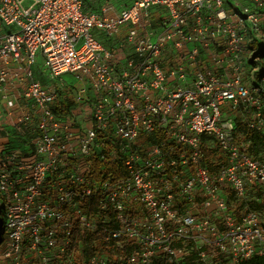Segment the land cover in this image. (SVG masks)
<instances>
[{"label": "built area", "instance_id": "2783aa9c", "mask_svg": "<svg viewBox=\"0 0 264 264\" xmlns=\"http://www.w3.org/2000/svg\"><path fill=\"white\" fill-rule=\"evenodd\" d=\"M84 4L0 0V99L27 103L15 126L32 133L27 149L14 138L0 150V260L264 257V0ZM67 74L78 84L67 86L77 98L66 114L52 82L65 88ZM77 228L87 242L74 241Z\"/></svg>", "mask_w": 264, "mask_h": 264}, {"label": "rangeland", "instance_id": "374dc122", "mask_svg": "<svg viewBox=\"0 0 264 264\" xmlns=\"http://www.w3.org/2000/svg\"><path fill=\"white\" fill-rule=\"evenodd\" d=\"M135 2H136V0H85L84 10L86 12H91V10L100 11L104 6H110V7H112V11L121 12L126 7H131L132 5H134ZM91 3H94V4H91ZM163 13H164V16L166 19L170 18V15H169L167 8L163 7ZM91 33L94 37L98 38L99 40H102L104 46L107 49L113 48V44H114V38L113 37L109 36L107 33L100 31L96 28L92 29ZM166 61H169V60L166 59ZM38 68H42V69L45 68L44 67V60H43L41 55L38 56V62H37V66L35 67V69L37 70ZM39 79H42L41 76H39ZM62 79L65 82V85H66L65 88L62 89L60 83L58 81H55V80L52 82V84L57 85V88H60L64 94L66 92L67 93L66 96H71L72 99L74 98L73 102H75V100L77 98L76 94L73 92L67 91V89H68L67 86L68 85H70L71 87L77 86L78 83L76 82V79L70 74L64 75L62 77ZM89 97H90V94L87 95V98H89ZM230 117H233V115H230ZM39 131L42 132L41 129H39ZM28 141H29V138H28ZM138 143H142L145 146V148H148L151 145L150 141H148L146 139L139 140ZM24 145L26 146V149L29 147L27 145V143H24ZM2 215L5 216L4 211H2ZM106 252H108L107 249H106ZM0 264H2V263L0 262Z\"/></svg>", "mask_w": 264, "mask_h": 264}, {"label": "crops", "instance_id": "0c3cea01", "mask_svg": "<svg viewBox=\"0 0 264 264\" xmlns=\"http://www.w3.org/2000/svg\"><path fill=\"white\" fill-rule=\"evenodd\" d=\"M7 31L6 27L4 24L0 21V36H3L5 32ZM120 40L122 41L123 38ZM115 43V42H114ZM114 45V44H113ZM120 46H124L123 42L119 44ZM124 53L125 55H128L130 52L126 49L123 48L119 54ZM46 78V77H45ZM74 99V98H73ZM26 102L22 101L19 106H13V102L10 104H7L5 101H2L0 99V108L5 112V123L7 126L6 131H2L0 133V150L5 151V148L9 147L10 142L14 141V137L11 135H15V143L14 145H21L22 149H26V146L24 143H30L28 141V138L32 136V133H28L26 130V126H23L18 123V128L15 126L16 122L15 119L19 118L22 114L28 113L30 111L29 107L26 106ZM11 133V134H8ZM19 148V147H18ZM3 219L4 217L0 216V220ZM0 262L3 264V262L0 260Z\"/></svg>", "mask_w": 264, "mask_h": 264}, {"label": "trees", "instance_id": "16d2710c", "mask_svg": "<svg viewBox=\"0 0 264 264\" xmlns=\"http://www.w3.org/2000/svg\"><path fill=\"white\" fill-rule=\"evenodd\" d=\"M69 86V85H68ZM67 91L71 92V89H67ZM65 95H67V93L65 92ZM60 106L63 105V109L65 110L66 114L67 112L70 111L71 107L74 105L73 99L71 96H65V97H61L60 99ZM255 141L259 142L260 141V137L255 136L253 138ZM101 166V165H99ZM2 215V211H0V216ZM3 235H4V224H3V220H0V247L3 243ZM77 240H83L85 242H87L85 240L84 237H82V233L80 231V229H76V235L74 233V241ZM92 243H94V241L96 240V238L90 239ZM241 264H264V257H256L248 262H243Z\"/></svg>", "mask_w": 264, "mask_h": 264}, {"label": "clouds", "instance_id": "9594fccd", "mask_svg": "<svg viewBox=\"0 0 264 264\" xmlns=\"http://www.w3.org/2000/svg\"><path fill=\"white\" fill-rule=\"evenodd\" d=\"M93 2H94V1H93ZM91 4H94V3H91ZM124 48H126V49L129 51V48H128L126 45L124 46ZM122 49H123V48H122ZM122 49H121V50H122ZM129 52H130V51H129ZM38 75H40V73H39ZM43 83H45V82H43ZM12 136L15 138V135L12 134ZM0 211H4L3 208H0ZM1 216L4 217L3 215H1ZM2 220H3V219H2ZM3 224H4V220H3ZM3 243H4V235H3ZM3 243H2V245H3ZM2 245H1V247H2ZM1 247H0V248H1Z\"/></svg>", "mask_w": 264, "mask_h": 264}]
</instances>
